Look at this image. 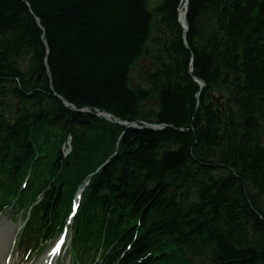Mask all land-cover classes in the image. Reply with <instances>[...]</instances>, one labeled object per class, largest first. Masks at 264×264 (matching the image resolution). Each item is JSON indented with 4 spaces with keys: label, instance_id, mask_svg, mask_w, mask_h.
I'll return each instance as SVG.
<instances>
[{
    "label": "trees",
    "instance_id": "1",
    "mask_svg": "<svg viewBox=\"0 0 264 264\" xmlns=\"http://www.w3.org/2000/svg\"><path fill=\"white\" fill-rule=\"evenodd\" d=\"M180 1L0 0V192L31 163L47 220L92 175L122 264H264V0H188V48Z\"/></svg>",
    "mask_w": 264,
    "mask_h": 264
},
{
    "label": "bare ground",
    "instance_id": "2",
    "mask_svg": "<svg viewBox=\"0 0 264 264\" xmlns=\"http://www.w3.org/2000/svg\"><path fill=\"white\" fill-rule=\"evenodd\" d=\"M184 6L185 5H184V0H183L182 5H181V9H180V12H179L181 17H182L183 12H184ZM3 230H4V228L2 226H0V231H3ZM0 249L4 250V248H1V247H0Z\"/></svg>",
    "mask_w": 264,
    "mask_h": 264
},
{
    "label": "rangeland",
    "instance_id": "3",
    "mask_svg": "<svg viewBox=\"0 0 264 264\" xmlns=\"http://www.w3.org/2000/svg\"><path fill=\"white\" fill-rule=\"evenodd\" d=\"M153 1H155V0H153ZM8 217L10 218V217H13V218H15V216L13 215V214H9L8 215ZM5 220H8V221H10V219H5ZM15 223L14 224H12V226L14 227V232L16 231V228H17V226L19 225L18 224V222H16V221H14ZM7 224H8V222H7ZM9 232V231H8Z\"/></svg>",
    "mask_w": 264,
    "mask_h": 264
},
{
    "label": "water",
    "instance_id": "4",
    "mask_svg": "<svg viewBox=\"0 0 264 264\" xmlns=\"http://www.w3.org/2000/svg\"><path fill=\"white\" fill-rule=\"evenodd\" d=\"M186 3H187V0H186ZM185 16V14L183 15V17ZM183 20H184V18H181V20H180V23H182V26H183ZM184 27V26H183ZM184 32L186 33L187 32V30H186V28L184 27ZM202 86H203V84H202ZM67 105V104H66Z\"/></svg>",
    "mask_w": 264,
    "mask_h": 264
}]
</instances>
